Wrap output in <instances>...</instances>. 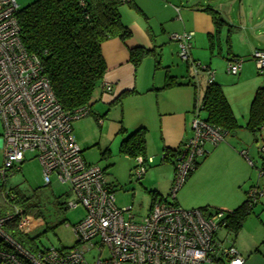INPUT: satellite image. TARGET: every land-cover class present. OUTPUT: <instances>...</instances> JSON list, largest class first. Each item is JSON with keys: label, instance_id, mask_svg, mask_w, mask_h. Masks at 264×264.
<instances>
[{"label": "built area", "instance_id": "built-area-1", "mask_svg": "<svg viewBox=\"0 0 264 264\" xmlns=\"http://www.w3.org/2000/svg\"><path fill=\"white\" fill-rule=\"evenodd\" d=\"M84 2L79 0L81 5ZM18 11L15 0H0V182L4 184L7 176L18 171L30 153L41 168L45 186H50L52 180L67 185L73 196L67 208L80 205L85 217L72 226L76 241L70 250L40 246L31 251L12 234L30 235L39 219L13 207L0 216V264H244L233 242L224 246V240L217 237L224 230L223 213L205 215L198 209L186 211L175 205L176 194L195 163L222 143L226 133L205 122L200 117V106L196 107L191 137L178 150L166 200L155 201L138 222L133 215L125 218L129 209L115 206L113 186L105 173L98 166L85 163L71 135L72 123L88 117L90 107L73 112L61 108L39 60L21 43ZM192 37L193 33L172 34L170 40L192 73L205 72L210 83L214 73L191 59ZM251 60L264 78V50H254ZM242 64V59H235L227 64L225 72L236 76ZM102 90L110 92L111 86L105 84ZM98 123L102 125L101 118ZM258 151L264 164V140ZM240 155L251 164L246 151ZM163 157L162 154L161 160ZM133 162L130 176L140 182L153 164L152 158L136 157ZM259 176L264 178V171H259ZM1 195H9V201L14 199L9 191ZM261 195L264 190L254 188L247 197L255 201Z\"/></svg>", "mask_w": 264, "mask_h": 264}, {"label": "crops", "instance_id": "crops-1", "mask_svg": "<svg viewBox=\"0 0 264 264\" xmlns=\"http://www.w3.org/2000/svg\"><path fill=\"white\" fill-rule=\"evenodd\" d=\"M254 1L132 0V6H121L120 20L131 36L124 42L114 38L101 44L106 73L89 104L94 117L105 120L111 110L117 109L118 123L128 134L144 128L147 131V157L162 155L166 151L173 154L181 149L191 137L193 111L201 105L209 84L205 72L193 74L178 58L177 46L171 42L170 35L181 33H193L191 59L210 71L214 68L213 82L221 86L235 120L239 109L248 112L256 90L264 87V80L258 77L260 75L251 60L254 50H264V0L253 4ZM207 10L217 12L226 23L211 53L208 36H214L215 30ZM136 48H142L151 55L134 69L129 62V51ZM233 58L242 59L243 64L233 85H224L218 77L219 61L228 64V60ZM166 74L175 79L177 87L162 90ZM105 84L111 86L110 92L102 90ZM231 86L237 90L227 92L226 88ZM125 91L134 93L124 97L119 105L109 107ZM247 133L240 127L239 131L228 134L204 160H199L200 164L182 187L183 196L175 198L179 208L225 209L222 200L233 201L227 196L226 189L249 181L252 167L240 155L241 151H246L244 149L252 138ZM172 177L173 167L169 176L170 186ZM157 186L158 183L150 191L164 196ZM188 194L196 197L189 201ZM216 202L220 207L214 206ZM258 254L256 251L248 254L244 264H264V256Z\"/></svg>", "mask_w": 264, "mask_h": 264}, {"label": "trees", "instance_id": "trees-1", "mask_svg": "<svg viewBox=\"0 0 264 264\" xmlns=\"http://www.w3.org/2000/svg\"><path fill=\"white\" fill-rule=\"evenodd\" d=\"M131 2L132 0H85L81 5L79 0H35L28 6L19 8L16 19L20 29L21 43L29 54L39 60L43 74L64 111L73 112L78 108L89 106L94 91L106 73V66L100 51L101 44L114 38L124 42L131 36L129 30L122 24L119 15V8L123 5L132 6ZM207 12L215 30L214 36H208V50L211 53L214 45L216 46L218 42L220 31L226 26V23L217 12L212 10H207ZM150 55V52L142 48L132 49L129 51V62L134 69H137L143 59ZM233 60L235 59L228 61ZM177 86L175 79L166 74L162 90ZM133 93L134 91L121 93L109 107L119 105L124 97ZM200 111L204 113L203 120L205 122L219 128L226 133V136L240 129L221 86L213 81L207 85L204 91ZM263 125L264 87H261L256 90L253 96L243 129L252 136H256L261 132ZM118 134L123 136L118 148L120 155L132 161L136 157H141L144 160L147 158V131L144 128H139L128 134L121 125ZM177 154L178 151L173 154L166 151L161 162L170 163L174 169L175 159L172 161L170 158H176ZM206 157H203L201 161ZM199 164L200 161L195 163L186 181ZM259 171H264L263 163H261ZM3 185L0 182V216L13 207H18L23 210L24 214L34 219L41 218L38 201H32L17 189L9 190L14 195V199L9 201V195L5 198L1 195ZM148 193L150 195L149 210L155 201H164L167 198L154 191H148ZM245 194L246 199L233 210L223 211L209 207L198 208V210L205 215L216 212L223 213L224 217L221 223L224 225L222 228L226 233L232 234L235 239L258 203L259 197L252 201L247 197L248 192ZM53 204L57 210H65L57 201H54ZM12 235L31 251L40 247V244L36 242V237L32 238L30 235H21L17 232H13Z\"/></svg>", "mask_w": 264, "mask_h": 264}, {"label": "rangeland", "instance_id": "rangeland-1", "mask_svg": "<svg viewBox=\"0 0 264 264\" xmlns=\"http://www.w3.org/2000/svg\"><path fill=\"white\" fill-rule=\"evenodd\" d=\"M34 1L15 0L20 9ZM219 63L221 67L218 77L221 78L224 85H233L236 77L228 75L225 72L227 64L222 60ZM258 77L264 80L262 76ZM236 90L237 88L234 86L226 88L227 92H235ZM93 112L91 111V114L85 119L72 123V138L82 151L85 163L96 165L105 173L110 184L113 186L115 206L121 210L129 209L128 212L124 213V217L128 218L130 215H133L134 221L138 222L147 214L150 207V195L148 191L152 189V186L154 187L158 183V190L164 197L168 196L170 191L169 176L172 165L170 163H162L161 154L152 156V161H155V163L147 168L143 178L140 182H137L130 176L134 162L118 153L119 144L123 136L118 134L121 125L118 123L117 109L111 110V113H108L109 115L106 116L105 120L101 118L104 123L102 126L99 125L98 118L94 117ZM247 116L248 112H241V109H239L236 119L238 126H245ZM200 117L203 119V112L200 113ZM1 135L2 124L0 120V167L3 162ZM263 140L264 131H261L256 136H252V138L250 137V142L247 148L244 149L248 151V159L252 165L249 181L246 180L240 184L233 185V187L230 185L226 191L227 196L233 198V201L227 202L222 200L226 208L218 209L230 211L246 199L245 193L250 189L257 188L261 192L264 190V178L259 176V168L262 161L258 151L259 145ZM205 149L207 150L208 147ZM209 153L211 152L209 151ZM25 158L26 160L19 166V171L6 178L2 192L6 193L9 190L17 189L22 195L31 198L32 201L36 200L39 202L41 218L30 233V236L32 238L36 237V242L41 247L70 250L75 246L76 241L72 232V226L83 220L85 210L80 205L68 209L66 204L73 198L69 187L58 184L53 180L50 186H45L38 162L32 159V154L30 153H27ZM183 191L184 188H181L177 192L176 196L178 199L183 196ZM195 197L194 194H188L187 200L192 201ZM54 201L61 204L65 210H57L53 204ZM214 206L220 207V204L216 202ZM189 207L182 209L186 211L196 209V207ZM217 237L224 240V246H228L234 241L233 245L235 249L242 255L244 260L248 254L255 253V251L264 256V196L261 195L258 198V203L254 207L252 215L246 220L235 239L232 234L226 233L225 230L220 231Z\"/></svg>", "mask_w": 264, "mask_h": 264}]
</instances>
